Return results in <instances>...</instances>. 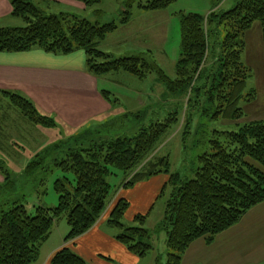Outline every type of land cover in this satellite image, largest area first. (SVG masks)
<instances>
[{
  "label": "trees",
  "instance_id": "16d2710c",
  "mask_svg": "<svg viewBox=\"0 0 264 264\" xmlns=\"http://www.w3.org/2000/svg\"><path fill=\"white\" fill-rule=\"evenodd\" d=\"M76 1L93 7L103 0ZM176 1L122 0L120 18L101 22L75 14L47 13L32 0H12V14L22 17L26 25L0 27V51L40 48L54 54H68L82 49L87 56L88 71L94 75L123 71L145 79L155 73L168 94L188 93L189 102H195L194 95L216 105L215 117L221 115L230 121H240L245 112L239 103L245 98L250 101L256 98L255 91L245 94L252 70L243 62L244 37L256 21L264 33V0H238L233 8L223 12L213 10L207 16L181 12V54L174 79L143 54L114 57L99 48L120 24L130 22L134 6L146 11L165 10ZM211 42L212 65L208 64ZM2 93L32 125L58 126L54 118L41 114L27 97L11 91L2 90ZM101 93L108 101H114L110 91ZM177 122L175 110L164 120L156 119L142 126L132 137L88 140L94 130H87L36 154L23 176H35L45 171V167L62 171L63 175L54 184L59 202L54 207L36 205L29 212L24 204L26 197L20 196L0 207V264L35 262L54 224L64 215L70 231L64 239L66 244L53 254L49 264H88L71 243L100 221L113 191L108 177L116 170L124 173L119 186L122 188H131L159 174L169 176L160 194L172 185L163 220L170 251L167 264H183V256L195 240L205 237L212 241L264 202V120L238 123L239 129L235 131L215 130L207 149L197 158L193 178L172 172L167 157L150 158ZM110 123L113 121L107 124ZM0 174L4 179L0 188L14 190L18 175L1 159ZM129 207V201L120 197L106 223L119 230L115 234L119 242L143 258L154 249L149 243L153 233L144 226L149 214L136 215L134 221L140 225L126 227L123 220Z\"/></svg>",
  "mask_w": 264,
  "mask_h": 264
},
{
  "label": "rangeland",
  "instance_id": "374dc122",
  "mask_svg": "<svg viewBox=\"0 0 264 264\" xmlns=\"http://www.w3.org/2000/svg\"><path fill=\"white\" fill-rule=\"evenodd\" d=\"M139 1L145 2L148 0ZM237 1L178 0L162 11H146L134 6L131 22L125 27L124 31H121L118 35L113 34L108 37L106 43H102L101 47L110 49L116 57H119V55H139L145 52L146 54L143 53L145 57L163 68L168 76L174 79L176 78V64L181 54L182 33L180 13L197 12L207 16L213 10L221 12L227 11L233 8ZM119 2L121 3L122 0H103L85 13V16L91 20H100L101 22H110L114 19H119L122 13L120 9L123 8ZM76 13L84 15L81 11ZM256 24L259 25L260 23L256 21L255 26ZM5 25L16 27L25 26L26 23L22 17L13 16L10 19L1 21L0 26ZM146 27L153 28L154 30L148 36L144 33ZM255 30L251 29L246 35L248 38H251L248 40V49L243 54V62L252 70V75L247 81L245 94L255 91L256 98L251 101L245 98L239 103L245 112L240 121H230L221 115L215 117L216 105L203 102L201 98L194 95L195 102H189L188 93H179L177 95L168 94L164 84L155 73L145 79H139L132 74L122 71L101 75L102 77L99 79L101 88L111 90L120 99L118 101L112 94L114 98V109L122 114L113 123L105 124L104 127L103 125L96 126V129L91 127V130H94L91 134L93 136L88 137V140L90 138L102 140L104 138H118L123 136L132 137L137 134L142 126L149 125L156 119L164 120L168 117L169 113L177 110L178 122L164 136L160 145L150 158L167 157L171 163L172 172L179 173L184 177L193 178V172L198 166L196 163L197 158L207 149L208 140L213 137L215 130L235 131L239 129L238 123L243 124L250 120L264 119V40L256 37ZM224 34L225 31L223 30L220 35L221 39L224 37ZM119 41L122 42L118 47L115 43ZM210 45L208 64L212 65L213 43L211 42ZM101 47L99 46L100 49H102ZM148 51L150 52L148 53ZM210 69L209 67L208 71ZM0 99L7 107L11 106L12 109L16 108L10 103L9 98L0 96ZM197 100H200V102H197ZM189 121L188 127L187 123ZM88 125L93 126L91 122H86L85 125L76 130V133L78 134V131L84 130L85 128L88 129ZM59 126V132L61 134L65 133L64 129H70V126L66 128L61 124ZM7 132L11 135L10 138L12 137L9 141L11 143L6 145V148L10 152L9 157L12 159L6 156L3 157L2 155L0 157L6 160L8 166L10 160L15 161L17 159V163L15 162L16 171L13 170V173L14 175H18V185H16L14 190H8L9 192L5 188H0V207L6 205L8 200L11 203L13 199L20 196L26 197L24 204L29 212H33L36 205L56 206L59 202V195L55 190L54 184L63 175L62 171L55 167H52L51 170L45 167V171H40L35 176L30 178L23 176V162L20 163L23 155L18 151L19 148L15 149L14 147L15 140L19 141L20 139L16 136L14 129L12 131L8 129ZM53 132H56V130L48 131L50 140L54 137L52 135ZM35 134V132L32 133L33 147L39 148V140L36 138L40 136H36ZM69 136L50 141L48 145L60 144L63 141H68L69 138H74V136ZM13 152H16L17 155ZM51 159L52 156L49 160ZM42 177H44L43 184H41ZM124 178V173L117 170L116 173L108 177V181L113 189L112 196L110 195L111 197L108 201V207L112 199L115 201V194L121 189L119 186ZM1 184L2 181L0 182ZM171 192L172 185L169 184L165 188L164 193L157 198L148 215L144 226L153 233V237L149 243L153 245L154 249L143 257L144 261L141 264H167L170 251L167 247V231L163 227V220L166 203ZM103 216L106 215L103 214ZM123 222L126 227L140 225L139 222L132 221L128 218H124ZM67 228L68 230L66 231ZM112 230L119 233V230L116 228ZM69 231L70 226L67 223L66 216H61L54 224L47 242L42 244L43 254H47L49 250L57 247ZM86 261L88 264H97L92 260Z\"/></svg>",
  "mask_w": 264,
  "mask_h": 264
},
{
  "label": "crops",
  "instance_id": "0c3cea01",
  "mask_svg": "<svg viewBox=\"0 0 264 264\" xmlns=\"http://www.w3.org/2000/svg\"><path fill=\"white\" fill-rule=\"evenodd\" d=\"M32 1L47 13L75 14L91 20L85 16V13L92 7H86L80 1ZM119 4L122 6V2ZM78 11L84 15L76 13ZM13 16L12 0H0V23ZM129 23L120 24L118 29L110 33L99 46L106 43L111 35H118L124 31ZM251 29H256V37L264 40L260 24H256V26L254 24ZM251 29L246 32L244 37L246 42L244 53L248 49V40L251 38L246 35ZM153 31V28L146 27L144 29L147 36ZM121 42L115 44L119 47ZM101 48L116 57L110 49ZM143 53L146 54L145 52L140 54ZM119 57H123V55H119ZM100 77L102 76L94 75L88 71L87 56L82 49L68 54H54L40 48L20 52L0 51V96L5 97L2 90L19 93L30 99L41 114L54 118L58 124L54 128L34 126L22 117L16 108L7 107L0 99V155L12 159L9 157L10 152L6 145L11 143L9 141L12 138L7 130L14 129L16 136L20 139L19 141L15 140L14 147L15 149L19 148L18 151L23 155L20 163L23 162L24 172L34 156L43 152L49 146L50 141L76 135V130L86 122H91L93 126L88 125V129L78 131V134L85 130H91V127L96 129V126L114 122L122 113L115 111L114 101L105 99L101 91H110L118 101L120 99L111 90L100 87ZM59 124L65 128L70 126V129H64L65 133L61 134ZM49 130H56L52 133L54 137L51 140L49 139ZM34 132L36 136H40L36 138L39 140V148L33 147L32 133ZM13 153L17 155L16 152ZM0 159L8 166L4 158L0 157ZM16 161L17 159L10 160L8 166L10 170L16 171ZM168 179V175L159 174L141 181L131 188L121 187L115 194L114 200L121 197L129 201L130 207L125 218L134 221L138 214H150ZM3 180V176L0 174V182L3 183ZM115 201L112 199L109 207L107 206L104 211L106 216H102L94 228L71 243L72 248L86 260H92L97 264H141L144 259L131 253L125 245L119 242L115 238L116 231L106 223L109 210L112 209ZM64 239L63 237L61 243L49 250L47 254H43L41 247L39 258L31 264H49L53 254L66 244ZM183 264H264V202L250 209L237 224L215 236L212 241H208L205 237L195 240L183 256Z\"/></svg>",
  "mask_w": 264,
  "mask_h": 264
}]
</instances>
